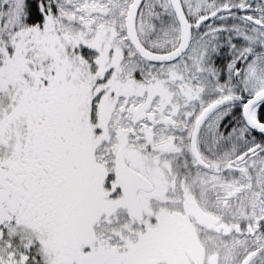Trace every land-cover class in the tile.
Masks as SVG:
<instances>
[{
  "label": "snow or ice",
  "instance_id": "1",
  "mask_svg": "<svg viewBox=\"0 0 264 264\" xmlns=\"http://www.w3.org/2000/svg\"><path fill=\"white\" fill-rule=\"evenodd\" d=\"M0 264H264V0H0Z\"/></svg>",
  "mask_w": 264,
  "mask_h": 264
}]
</instances>
